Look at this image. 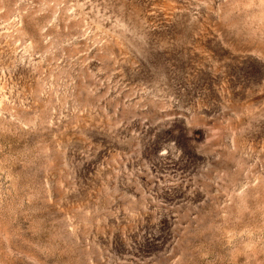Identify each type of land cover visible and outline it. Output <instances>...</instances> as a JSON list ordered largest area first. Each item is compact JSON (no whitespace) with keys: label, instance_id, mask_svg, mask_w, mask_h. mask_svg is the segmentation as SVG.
<instances>
[{"label":"rangeland","instance_id":"374dc122","mask_svg":"<svg viewBox=\"0 0 264 264\" xmlns=\"http://www.w3.org/2000/svg\"><path fill=\"white\" fill-rule=\"evenodd\" d=\"M0 264H264V0H0Z\"/></svg>","mask_w":264,"mask_h":264}]
</instances>
